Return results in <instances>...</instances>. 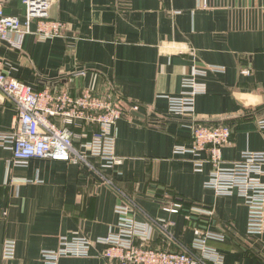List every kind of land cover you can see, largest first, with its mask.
<instances>
[{"label":"crops","instance_id":"0c3cea01","mask_svg":"<svg viewBox=\"0 0 264 264\" xmlns=\"http://www.w3.org/2000/svg\"><path fill=\"white\" fill-rule=\"evenodd\" d=\"M4 11L25 15L20 0H9ZM48 15L64 24L63 35L40 40L26 34L20 49L2 41L5 71L36 90L64 87L76 95L90 88L139 104L113 131L121 162H95L103 174L152 217L171 222L181 241L222 230L224 241L208 243L226 264H264V233L246 232L242 198L206 187L210 166L196 172L192 154L174 151L192 137L167 101L195 68L213 66L197 78L206 90L196 97L195 120L231 127L224 165L245 150H264L258 127L264 119V0H50ZM14 122V108L0 94V133H9ZM96 129L73 127L75 147L85 150L82 144ZM10 156L0 147V264H42L41 251L57 248L63 235L92 243L88 255L64 256L58 264H118L103 257L105 245L97 241L117 230V191L84 165L46 158L10 165ZM174 203L182 206L177 213L164 209ZM6 238L16 242L12 259L2 257ZM146 242L171 249L157 230Z\"/></svg>","mask_w":264,"mask_h":264},{"label":"built area","instance_id":"2783aa9c","mask_svg":"<svg viewBox=\"0 0 264 264\" xmlns=\"http://www.w3.org/2000/svg\"><path fill=\"white\" fill-rule=\"evenodd\" d=\"M8 1L0 0V43L7 41L13 48L20 49L26 34L40 40L63 35L64 24L48 15L50 0H20L25 9L23 19L5 13ZM11 35L14 37L11 38ZM212 67L195 68L182 79L180 93L167 96L169 111L186 120L192 137L189 146L177 147L174 151L192 154L196 172L202 171L203 166L208 164L211 171L205 186L219 195L236 194L241 197L247 211L246 232L264 233V150H245L236 161L224 165L222 148L230 141L231 127L224 123L195 120L196 97L206 90L205 84L197 78ZM241 72L249 74V69L244 67ZM0 94L15 110L12 130L7 134L0 133V147L11 152L10 165H26L31 159L44 158L84 165L117 191L120 198L115 206L117 230L97 238L105 245L103 257L118 264H226L223 256L208 243L210 240L224 241L228 237L225 231H205L189 243L181 241L171 231V222L154 218L144 211L134 198L117 188L97 166V162L103 167L121 162L115 155L113 131L117 121L126 112L137 111L139 104H128L126 109L127 105H123L125 100L118 95L112 92L96 94L90 88H83L77 95L60 88L36 90L8 74L1 59ZM57 117L60 123L55 122ZM82 124L97 126L82 144L85 150L76 148L73 141V127ZM258 127L264 129V119L258 121ZM181 207V204L174 203L164 209L177 213ZM192 209L208 215L212 213L207 208ZM152 230H157L171 249L150 246L146 241ZM91 243L86 236L63 235L57 248L41 251V262L58 264L59 258L64 256H86ZM15 249L14 239H4L3 259L14 258Z\"/></svg>","mask_w":264,"mask_h":264},{"label":"rangeland","instance_id":"374dc122","mask_svg":"<svg viewBox=\"0 0 264 264\" xmlns=\"http://www.w3.org/2000/svg\"><path fill=\"white\" fill-rule=\"evenodd\" d=\"M60 89H62V90H67L68 91V89H66V88H64V87H62V88H60ZM70 91V90H69ZM93 92H95V91H93ZM96 93V92H95ZM96 94H103V93H96ZM77 95V94H76ZM124 101V100H123ZM123 104V103H122ZM124 106H128V102H126V101H124V104H123ZM55 120V122H57V123H60V118L59 117H57V118H55L54 119ZM74 134H73V136H74V138H76L78 135H76V133L75 132H73ZM102 168V167H101Z\"/></svg>","mask_w":264,"mask_h":264},{"label":"water","instance_id":"95a60500","mask_svg":"<svg viewBox=\"0 0 264 264\" xmlns=\"http://www.w3.org/2000/svg\"><path fill=\"white\" fill-rule=\"evenodd\" d=\"M96 176V175H95ZM99 180H101L98 176H96ZM193 217H195V216H193ZM196 218V217H195Z\"/></svg>","mask_w":264,"mask_h":264}]
</instances>
